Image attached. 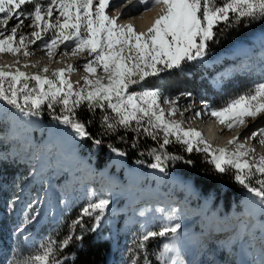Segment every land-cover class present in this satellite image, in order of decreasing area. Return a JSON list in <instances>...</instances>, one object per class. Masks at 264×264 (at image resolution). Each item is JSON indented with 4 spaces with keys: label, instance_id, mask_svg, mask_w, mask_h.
Segmentation results:
<instances>
[{
    "label": "snow or ice",
    "instance_id": "6c2138e0",
    "mask_svg": "<svg viewBox=\"0 0 264 264\" xmlns=\"http://www.w3.org/2000/svg\"><path fill=\"white\" fill-rule=\"evenodd\" d=\"M126 3L143 6L146 10L150 4L159 5L161 10L146 31H136L132 23L117 22L121 12L108 14L111 0H0V54L18 57L23 49V56L29 57L33 55L28 50L29 45L38 42L49 60L61 47H70L71 56L86 54L82 64L85 71L81 77L83 84L70 80L69 75L76 70L71 63L64 68L51 69V76L48 75L49 64L32 73L23 69L37 67L39 62L21 65L17 59L11 64H0V105L3 106L0 124L8 123L4 113L9 108L31 124L34 118L43 115L46 107L54 122L50 136L73 142L87 138L96 149L103 141L87 130L92 121L86 123L77 115L83 107L93 116L100 110V135L121 129L125 134L131 132L133 148L142 136L156 142V147L148 149L147 154L153 162L147 167L165 175L170 162L193 163L190 159L185 161L182 155L169 152L167 146L175 143L186 153H203L218 173L231 170L234 181L255 197L258 216L253 218V226L260 230V244L257 247L255 243H249L245 250L247 258L240 264H264V154L256 156V149L248 144L249 140L257 139L264 145V127L256 126L255 130L245 134L238 132L223 146H214L200 130L186 128L184 120L172 118L180 112L178 102L185 97L191 98V92L172 96L166 94L162 85L147 83L150 78L182 69L186 64L205 63L211 45L219 44L227 32L242 23L248 28L255 22L264 21V0H126ZM25 5H32L31 10H24ZM13 20L15 24L10 23ZM24 28L30 31L24 32ZM259 39L258 70L264 72V32ZM250 43L242 41L235 53L250 51ZM63 54L69 55L67 51ZM239 70L251 72L257 67L245 56ZM235 71L234 68L220 73L217 83L223 84ZM201 103L209 108L207 101ZM194 107L190 103L184 111ZM210 114L228 130L248 129L257 118L264 117V78L230 98L223 106L212 108ZM180 115L183 116V112ZM194 115L199 117L201 112L196 111ZM12 127H15L14 122ZM119 139L123 141L125 136ZM108 148L119 157L127 155L112 144H108ZM136 163L144 164L145 161L137 160ZM18 200L19 197H13L10 206ZM39 203L36 200L27 206L29 211L24 214L22 225L15 228V234L24 233L26 226L37 220L40 209L33 210V205ZM111 203V192L98 195L91 189L88 202L71 222L68 234L62 240L49 237L35 252L16 260L15 264H68L69 260L75 259V253L65 255L64 250L73 241L82 242L86 232H97ZM155 211L161 214L158 230H151L148 223L141 225L135 248L129 250L128 264H141V258L143 264H153L150 255L155 257L157 264H187L179 246L181 209L157 207ZM138 215L144 217L145 211L141 210ZM85 216L91 220L90 227L84 223ZM243 227L246 229L247 225ZM155 237L166 240L159 246V251L150 254L147 242Z\"/></svg>",
    "mask_w": 264,
    "mask_h": 264
},
{
    "label": "rangeland",
    "instance_id": "374dc122",
    "mask_svg": "<svg viewBox=\"0 0 264 264\" xmlns=\"http://www.w3.org/2000/svg\"><path fill=\"white\" fill-rule=\"evenodd\" d=\"M122 1L123 0H117L116 2L110 4V7L108 9V14L112 13L114 10H117L118 7L116 6ZM23 8L24 10H31L32 5H25L23 6ZM15 23H16L15 20L11 22V24H15ZM258 29L262 30L264 28H258ZM254 31L255 29L251 30L245 38L236 39L235 42L241 40H247L249 35H251ZM258 41L260 42V39ZM259 53H260V43L257 48L258 55L256 56L255 61H252L251 58L252 55L248 54V52L241 53L240 58H236V59L233 58L234 57L233 53H227V52L223 53V50L212 52L210 56L207 58V61L205 63L203 64L194 63L192 64L190 70L186 69V71L183 73L186 77V81L194 85L193 89L189 91H179L177 93H174L175 87H170V85H168L170 84L171 81L176 80L177 78H181V76L175 73V71L165 75L161 74L159 77L153 78V80H148L147 83L149 85H152L151 83H154V79H157L156 85L158 84L162 85L165 89L166 94H170L172 96L178 95L181 92H191L193 94L191 98H187V97L182 98V99H186L183 102L184 109L187 108L190 103H193L195 105L194 108H199L196 107L198 101L197 99H202L207 101L210 108L215 103H218L222 99H225L226 96L231 94H235L236 96L237 94L252 87L254 84L262 81V78H264V72L258 70ZM2 54H0V56ZM20 54L22 55L21 56L22 58L25 57L23 56V49H21ZM245 56L254 66L257 67V70L251 72L239 70V65L244 61ZM26 58L29 59L28 60L29 62L33 61V55ZM77 58L78 57L76 56L72 57L73 60H76ZM0 60H2L1 57ZM11 60L15 61L17 59H14V56H12ZM19 61L21 64L25 63L23 59L21 60L19 58ZM237 61H241V63L238 64ZM5 62L7 64H11L7 61ZM45 64H46L45 62L39 64L35 68L34 72L39 71L41 68H43ZM49 65H50L49 74H51V69H53V67L51 64ZM201 68H204L205 70L208 71V73L210 72L213 75L211 78L212 80L211 83L213 84L212 87L210 82L206 80L205 77L206 74ZM234 68L236 69L235 74L230 79L224 81L223 84L217 83L220 73L224 72L225 70L233 71ZM80 70L82 71L83 69ZM97 71L99 72L100 70L98 69ZM72 74H74V72H72L69 76H72ZM83 74H85V71L82 73V75ZM133 90H139V89H133ZM2 107L3 106L0 105V108ZM164 107H168V105H164ZM201 108H202L201 110L198 109L197 111L202 112L204 109V105ZM4 115L8 118V123L0 124V194H3L4 189L11 191V189H14L15 186V190H12V194L9 196V200H8L9 205L13 197H19V200L13 206L14 208L13 211L10 214L8 213L5 214L4 217L6 216L7 218H9L10 215L13 214L14 210L15 211L18 210V207H20V205L17 203H19L21 199L22 201H24V198L30 196L31 193L33 194V191H35V188L39 184H44V182L48 184L49 183L48 179L50 176L55 177L57 181L61 179L63 176L66 182L70 183L71 185H76L80 187V184H83L82 187H87L89 190H91V187H94L98 195L104 192L114 191V193L111 194L113 197L112 199L115 198L114 194L116 193L117 195L121 193V195L123 196L125 195L129 199H135L134 196H137L139 192H145L144 190H142L140 186L130 185L129 181H130L132 168L130 167L129 172L126 171L125 164L128 163L124 160L123 157H119L115 153L110 152L109 154L110 165L112 168H114V170L111 172L100 170L96 166L89 163L85 156L79 154L78 153L79 146H77L75 142L67 138L61 137L60 140H62L61 142L63 144L62 148L54 147L53 143L50 140L48 141L47 138H45V136L36 140V136L38 137L40 133L44 134L42 132L43 124L40 117L37 118V120L36 118L34 119L35 122H32V124L37 123V125L35 126L34 124V126L31 128V131L27 133L25 128V126L27 125H25L26 123L24 122L23 118L19 116L18 113H16L14 110L9 108L7 112L4 113ZM172 118L177 120H182V116L178 114V112L175 115V117ZM13 122L15 123L14 128L12 127ZM183 126L186 128L197 127L195 122H193L191 119L188 123L185 122ZM62 127L63 126H61V128ZM64 166L67 167V174H64L62 170ZM24 171L25 173H23ZM2 172H8L10 175L6 177H2L1 176ZM2 174L3 176H5L4 173ZM146 175L150 178L154 177L155 179L162 178L165 176L166 181H168L167 187L170 189V190L156 189L157 191L154 192L146 191L145 192V194H147L146 196H150L152 194V196H156L155 198L157 199L155 200H158V196L161 195L162 199H159L161 201H163V199L170 198V201L168 202V207H171L172 205L174 206L177 203L184 204L185 206L189 207L187 211L190 213L189 216L186 217L184 216L181 218V220L184 219V221L186 220L185 222L189 223V225L183 226L185 222H181L183 232L188 231L187 234L189 235L192 234L193 236H199L201 239L198 241H202V244L204 243L205 240L209 239L210 237H213L212 239L216 240V243L218 245L214 246L212 244L210 248L204 247L206 251L203 252H205L206 257L202 258L201 256L199 257L200 258L199 260L194 259L192 260L191 264H213V262L214 264L239 263V260L245 258V250L248 249L249 243L246 247L244 245L240 247L237 251L231 249L230 252H227L226 250L228 248L227 247L228 244L226 243L227 240H229L230 238H234L236 235L239 236V233H251L252 237L254 238V241L251 240L252 242L250 243L256 242L255 245L259 247L261 233L258 228H255L253 226L254 225L253 218L257 217L255 215H258L257 205L255 200L252 201V204L244 202L243 206L238 211H227L223 214L216 215L213 214L212 212H209L208 210L207 211L205 210L207 206L206 203L200 198L198 194H196L197 191L195 193V191L190 188V186L192 187L193 185L190 183L187 177H184L183 175L181 176V174H178V172L177 173L172 172L165 175L163 173H160L158 170H154V169H149ZM86 179L88 180L87 182ZM18 181L22 184H19ZM30 182L34 183V187H32L34 190L29 193L27 190H24V188L25 187L31 188L30 186H28ZM74 182H76L77 184H74ZM39 186L37 187L38 189L41 188ZM74 190L75 189L73 190L71 189L70 191H72L73 193L75 192ZM177 190H180L181 197L175 195V192H177ZM33 197L34 196H32V198ZM77 197L79 196L77 195ZM84 198L85 199L82 201V204L77 206L72 205L68 211L69 214L75 212L76 217L74 218V220L79 215L80 209L88 202L89 198L86 196ZM33 201L35 200L33 199ZM7 206H4V208L8 209ZM115 208L116 206L113 207L111 204L109 213L112 211V209ZM60 211H61L60 217H62V220L64 222V218L66 217L65 214H67L68 212L66 213L63 210ZM250 211H253L254 213H250ZM109 213L107 214V216L109 215ZM234 216L237 217L241 216L239 218L241 219L240 221H237L238 219H234L236 224H239V226L236 229H229L228 231H226V229L230 227H234L233 225L235 224L233 223V225L230 224L231 226H228V223L224 222V220L227 221L228 219L233 218ZM85 217L86 219L84 220V222H89L88 226L90 227L91 220L89 217L87 216ZM14 218L15 217H11L10 219H8L10 228H12V230H15V228L18 226L17 221L19 219L14 220ZM57 220L59 221V218ZM106 222L107 221L105 219L102 225L104 229H107L105 225ZM60 223L62 224V221ZM245 225H247L246 229L243 227ZM158 227H159V220L154 221V227H152L151 230H158ZM251 227L252 230H250ZM52 230H54L52 229V225L50 226L49 229L43 228L41 230H35L36 233L35 235L37 236L36 243L27 248L18 246L15 249L13 256L10 257L11 259L10 264H15L16 260L23 259L29 254L35 252V250L38 248V245L40 243H43L49 237H52V235L49 234V232ZM120 230L121 228L119 229V231ZM224 230L226 232H224ZM141 231L142 229H140L138 235L137 234L134 235L132 234V232L130 233L127 230L119 234L115 250L113 252L110 250L107 254V256H110L111 254V257L113 258L111 264H128L130 257L129 250L135 248V242L137 241V238L141 234ZM6 232H7L6 239L10 241L9 239L10 232L9 230H6ZM27 232L28 231L26 229L24 233L19 234L21 236V239L19 241L23 240V242H25L26 239H24L23 236L28 235ZM85 234L87 236H92L94 239L96 238L95 237L96 235L98 241L106 242L108 247H110V245L112 244V238L104 232H96V233L86 232ZM160 238L162 239L163 237ZM11 239H13V236H11ZM149 242L150 241H148L147 243ZM220 243H223L222 244L223 246L221 247L224 248V251L222 250L221 252L217 253L216 251L220 247L219 246ZM160 245H162L161 241H159L156 244L154 243L153 248L155 249L153 250V252L159 251ZM153 252H150V254ZM238 256L240 257V259H238ZM187 257L190 258L188 253H187ZM152 262L153 264H157V261L155 260L154 256L152 257ZM141 264H143L142 258H141Z\"/></svg>",
    "mask_w": 264,
    "mask_h": 264
},
{
    "label": "trees",
    "instance_id": "16d2710c",
    "mask_svg": "<svg viewBox=\"0 0 264 264\" xmlns=\"http://www.w3.org/2000/svg\"><path fill=\"white\" fill-rule=\"evenodd\" d=\"M258 28H264V21L255 22L248 28H245L242 23L238 28L227 32L225 36L221 38L219 44H212L210 54L212 52L220 50L222 51L228 48L233 42H235L236 39H243L251 30H258ZM191 66L192 64H186L182 69H175L170 72L162 73V75H165L175 71V73L181 76V78H177L168 84L170 87H175L174 93L193 89L194 85L186 81V77L183 74L186 69L190 70ZM201 69H203L204 73L207 74V70L204 68ZM148 80H153V78ZM156 83L157 79H154V83L151 84L156 85ZM234 96L235 94L228 95L225 99H222L214 105H222ZM57 111H59V109H57ZM77 115L86 123L88 120H91L92 122L87 125V130L92 134L93 137L100 138L103 141L102 144L96 149H93L92 141L87 138L75 142L76 145L79 146L78 153L85 156L89 163L107 172L113 171L114 168H112L110 165L109 157L111 151L108 148V144H112L113 146L120 148L127 153V155L123 158L132 168L129 181L130 185L142 186L150 190L169 189L167 187L168 181H166L165 176L155 179L154 177L150 178L146 175L150 169L147 167V165L153 162L152 157H150L147 152L149 148L156 147V142L152 141L150 138H145L142 136L139 139L137 146L133 148L131 146L133 143V133L131 132L125 134L124 130L121 129L113 134L100 135L102 131L99 120L100 110H97L95 116H93L82 107L80 110H78ZM40 118L43 124L42 132L44 134L40 133L38 137L36 136V140L45 136V138L53 143L54 147L62 148V142L57 141L54 136H50V130L53 128L54 122L48 115V110L46 107L44 109L43 115ZM121 136H125V140L122 141L119 139ZM167 150L174 154L184 156L185 161L189 159L193 161L192 164H186L184 161H177L175 163L170 162L168 165V173L178 172V174H181V176L183 175L184 177H187L190 183L196 189L197 194L206 203V211L208 210L209 212H212L216 215L223 214L227 211H238L243 206L244 202L252 204V201L255 200V197H253L247 191V189L234 181L233 172L231 170L223 174L218 173L214 169L213 165L204 158L203 153H186L184 152L181 145L175 143L167 146ZM142 152L144 153L143 155H141ZM137 160H143L145 163L137 164ZM175 194L181 196L180 190H177ZM75 217V212H72L66 216L64 218V222H62V224L55 227V229L50 232L52 237L57 241L62 240L68 234L69 225ZM85 219L86 217H84V220ZM84 223L89 225V222ZM76 234H80L79 228L76 229ZM159 239L160 237L150 238V242L147 243V249L149 253L153 252L155 249L153 248V244L158 243ZM107 251L108 245L106 242L98 241L97 237L94 239L92 236H87L84 234L83 241H73V243L64 250V254L67 255L73 252L75 253V259L69 260L68 264H103L104 254ZM152 257L153 256L150 255L149 258L152 260Z\"/></svg>",
    "mask_w": 264,
    "mask_h": 264
},
{
    "label": "bare ground",
    "instance_id": "6f19581e",
    "mask_svg": "<svg viewBox=\"0 0 264 264\" xmlns=\"http://www.w3.org/2000/svg\"><path fill=\"white\" fill-rule=\"evenodd\" d=\"M116 1L117 0H111V4L116 2ZM125 2H126V0H123L121 3H119L116 6V7H118L117 10H114L109 15H114L117 11H119L120 8L123 6V4ZM160 10H161V6H159V5L153 6V5L150 4L148 6V9L146 10L143 6H139V5H135V4H129L128 6L123 7V9L121 10L122 15L118 19L117 22L118 23H132L136 31H146V29L151 26V23L153 22L155 17L160 13ZM11 22H13V21H11ZM25 23L27 24V23H29V21H25ZM23 31L24 32H28V31H30V29L24 28ZM262 32H264V29L255 30L251 35H249V37L247 38V41L251 42V41L259 40L260 35H261ZM242 41H245V40L234 42L227 49H225L226 51L223 50V53L227 52V53L235 54V49H236L237 45L240 44ZM28 50L30 52H33V61H30L29 62L30 64L31 63H35V62H39L38 63V65H39V64H42L43 62H45L46 64H51L52 67L54 68L55 66L60 65L62 63L64 64V63H68V62H72L73 61V59H72L73 56L72 57L70 56V53H71V48L70 47L68 49H64L63 47H61V49L57 50L56 56L53 57L51 60H49V57L46 55V52L40 47L39 42L36 45H29V49ZM65 51H67L69 53V55H64L63 53ZM85 56H86V54L82 55L80 57V60L76 61L73 64L75 66L76 70L74 71V74H72V76H69L71 81H73V82L80 81L81 84L83 83L81 77L85 75V74L82 75V73L84 72L82 64H83V62L85 60ZM0 57L2 58V60H0L2 62L3 61L4 62L7 61L9 63H13L14 62V60L13 61L11 60L12 55L9 54V53H3ZM237 62H238V64L241 63V61H237ZM29 68L32 71V70H35L36 67L29 66ZM80 69H83V70L81 71ZM184 100H186V99H181L178 102L180 112H183L182 120H184L185 122L188 123L190 121V119H191L193 122H195V124L197 126V129L200 130L203 134H205L207 136V138H209L211 140V143L213 145L220 144L222 146V145L225 144L226 140L230 139L233 135L237 134L238 132H240L242 134H245V133H248V132H250L252 130H255L256 126L264 127V117H262V118H257V121L255 123L251 124L248 129L233 128L232 130H228L225 125L219 124L215 117L214 118H210L208 116V114L204 115L205 111L207 110V109H205V107H204L203 111L201 112V116L196 117L194 115L195 111H197L198 109H200V110L202 109L201 108L203 106L202 103L199 106H196V107H199V108H193V109H191L189 111H182V110H184V106H183ZM180 112H178V114H180ZM194 118H197V119H194ZM34 119H33V122H35ZM36 120H37V118H36ZM34 124H35V126L37 125V123H34ZM34 124H32V123L31 124H28V123L25 124V125H27V126H25L27 133L31 131V128L34 126ZM249 141H248V144L250 146H253L256 149V152L254 153L256 156H258L259 154L264 153V145L259 144L257 139H253V140H249ZM125 165H126V171L129 172L130 166L128 164H125ZM62 170H63L64 174H67V167L66 166H64L62 168ZM2 173H4L5 176H3ZM2 173H1L2 177H6V176L10 175L8 172H2ZM87 181L88 180L86 179V182ZM54 182H55V178H53L52 183L49 182L48 185L43 187L41 191L37 188L38 187L37 186L36 187L37 189L35 188V191H33V194H34L33 196L36 197V198L33 197V199L35 201L39 200V199H41V200L46 199V197L48 196V193H49L48 190H50L52 199L50 201L46 200L44 202H47V205H48V203H50L54 209L60 210L62 205L63 206L68 205L69 200H68V197L64 196L66 191L63 194H59L58 195L56 190H51V188L52 189L54 188V184H53ZM75 184H77V183H75ZM82 185L83 184H80V187H82ZM32 187H34V186H32ZM25 188H27V187H25ZM190 188L192 190H194L195 193H196V189L193 186L192 187L190 186ZM91 189H95V188L91 187ZM12 190H15V186H14V189H11V191H8V190L4 189L3 190V194H0V225H1V222H2V217H4V215L7 214V213L10 214L13 211V209H14L13 206L9 207L10 205H9V201H8L9 200V196L12 194ZM112 193H114V191L113 192L111 191V194ZM114 197L115 198L112 199V200H116V201L119 200V198L121 197V193L118 194V195H117V193L114 194ZM159 198L162 199L161 197H159ZM135 200L133 201V203L136 202ZM146 200H147L148 203L151 202V200H149V199H146ZM146 200H143V201H146ZM169 201H170V198L163 199L162 203L164 204V206L165 205L168 206V202ZM7 205H9V206H7ZM4 206H7L8 209H5ZM174 207H177V208L181 209V213H180L181 214V218L184 217V216L185 217L189 216L190 213L187 212L188 209H189L188 206H185L184 204L177 203L176 205H174ZM151 208H152V206H151ZM53 211H55V210H53ZM140 211L141 210H139L136 214H138ZM48 212H49V210H48ZM151 214H152V210L151 209L145 211V215L146 216H149ZM240 217L234 216L233 218H230L227 221L224 220V222L228 223V226L233 225V223L235 224V225H233L234 227H230V228L226 229V231H228L229 229H236L239 226V224H236L234 219H238L237 221H240L241 220V219H239ZM185 221H184V219L180 220V222H185ZM33 225H34V227H38L39 226L38 221H34ZM186 225H189V223L185 222L183 226H186ZM226 231L224 230V232H226ZM234 231H236V230H234ZM212 238L213 237H210L209 239L205 240L204 243L202 244V241H198V240L201 239L199 236L189 237L187 232H183L182 231V235H181V239L179 241V244L183 243L184 241L189 242L192 239L190 242L191 243L195 242L196 243V248L199 250L200 248H202L201 245H205L203 247L210 248V246L212 244H214L215 241H216L215 239L213 240ZM242 240L244 241V238ZM245 241L246 242H250L251 241V233H248L246 235ZM0 247H1V244H0Z\"/></svg>",
    "mask_w": 264,
    "mask_h": 264
}]
</instances>
